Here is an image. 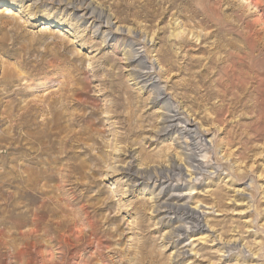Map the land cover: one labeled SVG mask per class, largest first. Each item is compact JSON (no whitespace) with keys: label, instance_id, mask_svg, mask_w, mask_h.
Instances as JSON below:
<instances>
[{"label":"rangeland","instance_id":"374dc122","mask_svg":"<svg viewBox=\"0 0 264 264\" xmlns=\"http://www.w3.org/2000/svg\"><path fill=\"white\" fill-rule=\"evenodd\" d=\"M0 264H264V0H0Z\"/></svg>","mask_w":264,"mask_h":264},{"label":"bare ground","instance_id":"6f19581e","mask_svg":"<svg viewBox=\"0 0 264 264\" xmlns=\"http://www.w3.org/2000/svg\"><path fill=\"white\" fill-rule=\"evenodd\" d=\"M82 1V0H81ZM77 4V3H76ZM256 6V5H255ZM87 8H89V6L87 7ZM87 8H85V9H87ZM93 8V7H92ZM83 11H84V9H82ZM257 12V11H256ZM96 15V14H95ZM99 15L101 16V15H103L104 16V18H105V23H106V25H110V19H109V16H106V15H104V13L102 12V11H100L99 12ZM99 16V17H100ZM120 29H118V31H119ZM133 54V53H132ZM133 57V59L135 58L134 57V55L132 56ZM137 62V61H136ZM243 66V65H242ZM138 73V72H137ZM162 94L161 93H157V97H160ZM156 98V97H155ZM157 99V98H156ZM173 121L171 120V118L169 117V116H165L164 118H163V120H162V123L165 125H163V127L161 128V130H160V132H166L170 127H172L171 125H170V123H172ZM178 125V124H177ZM184 129V128H183ZM167 133V132H166ZM195 134V133H194ZM189 135H191V134H189ZM191 156H193V155H191ZM190 157V156H189ZM186 159H188V160H190L189 158H188V155L185 157V160ZM186 162V161H185ZM194 162V161H193ZM181 167H182V165H181ZM175 168V167H174ZM128 171H129V169H128ZM181 173V172H180ZM150 177V176H149ZM152 179V178H151ZM160 180V179H159ZM160 191V190H159ZM159 196V193L158 194H156V197H158ZM174 196V195H173ZM171 197V196H170ZM177 198V197H176ZM180 199V198H179ZM175 202V199H174V197H171L169 200L167 199V201H159V200H157L156 199V203H155V206H154V211L156 212V213H165V214H167V215H169V214H172V215H174L175 216V218L174 219H183V221H184V223H185V221H189L191 224H192V226H194L195 228H198L199 227V219H200V215H199V213H198V211H197V209H191V208H189L187 205L185 206V205H178L177 203H174ZM166 218V215L164 216V217H162L161 219H160V221L162 220V219H165ZM166 219H168V218H166ZM189 224V223H188ZM186 227H185V225L183 224V225H179V226H177V227H175V228H173L172 230H171V234H169L170 236H172V235H176V236H180V234H181V231H185L186 229H185ZM189 229V228H188ZM181 254H183V253H181Z\"/></svg>","mask_w":264,"mask_h":264}]
</instances>
